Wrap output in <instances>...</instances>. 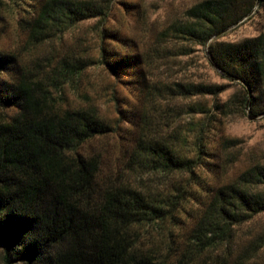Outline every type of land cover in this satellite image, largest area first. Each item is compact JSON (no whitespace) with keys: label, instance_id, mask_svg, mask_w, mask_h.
Instances as JSON below:
<instances>
[{"label":"trees","instance_id":"1","mask_svg":"<svg viewBox=\"0 0 264 264\" xmlns=\"http://www.w3.org/2000/svg\"><path fill=\"white\" fill-rule=\"evenodd\" d=\"M6 1L14 9L21 5L24 14L17 25L32 45L61 38L82 21L104 23L113 7L111 0ZM23 4L28 8L23 9ZM256 6L264 8V0H204L189 10L185 24L175 26L183 39L208 44V59L225 78L242 82L240 108L252 117L264 115L257 100L258 93H264V34L238 43H220L218 38ZM110 35L101 28L102 40ZM180 54L186 53H176ZM84 59L63 58L52 66L49 73L55 74L56 83L48 89L43 78L23 69L18 53L0 49V246L4 264H171L163 254L146 247L141 234L153 223L179 226L191 220L185 200L196 202L202 193L209 195L193 226V242L206 249L215 244L209 241L223 242L234 226L264 212V192L257 191V185H264L262 164L251 166L212 194L203 187L197 169L206 168L204 161L210 157L207 119L198 122L189 146L186 135L179 138L176 133L172 141L143 132L133 148L123 150L114 172L105 171L103 155L88 146L112 133L113 126L95 107L67 108L51 94L52 88L59 89L58 82L82 74L96 61L85 63ZM97 61L112 73L137 69V79L150 90L152 99L160 91L148 78L141 54L122 56L102 44ZM167 89L171 97L186 100L220 91L217 85L179 82L167 84ZM234 104L221 108L239 107ZM187 106L191 114L210 112L197 102ZM144 175L168 178V184L163 181L154 190L141 186L135 180ZM179 176L181 180L175 183ZM190 184L196 188L190 189Z\"/></svg>","mask_w":264,"mask_h":264},{"label":"rangeland","instance_id":"2","mask_svg":"<svg viewBox=\"0 0 264 264\" xmlns=\"http://www.w3.org/2000/svg\"><path fill=\"white\" fill-rule=\"evenodd\" d=\"M111 1L112 11L104 23L98 19L82 21L61 38L32 45L17 25L24 14L21 5L14 9L12 3L1 0L0 49L18 53L23 69L43 78L46 88L56 83L53 82L55 74L49 72L63 58L72 61L81 57L85 58V63L96 60L82 74L58 82L59 89L52 88L51 94L67 108L95 107L100 117L113 126L112 133L88 146L92 152L103 155L105 171L114 172L123 150L133 148L135 139L143 132L172 141L176 133L179 138L186 135L189 146L198 122L205 119L208 120L205 134L210 157L204 161L206 168H198L197 172L210 194L251 166L264 165V115L252 117L248 110L242 111V82L225 78L209 61L208 44L185 40L175 32V26L187 21L189 10L204 0ZM22 6L28 8L25 4ZM101 28L110 31L112 36L102 40ZM261 34H264V8L256 6L247 18L221 33L218 42L238 43ZM102 44L122 56L141 54L148 78L160 88L157 95L150 98V90L142 87L137 79V69L112 73L99 64ZM182 51L186 54L176 55ZM176 82L217 85L220 91L217 95L195 96L191 100L173 98L167 84ZM257 100H260L259 108L264 109V93H258ZM193 102L210 109L208 115L201 111L189 113L187 105ZM229 103H239V107L230 109L225 105L221 108ZM174 145L179 147L180 143ZM159 177L144 175L135 181L154 190L168 180ZM178 178L175 183L182 177ZM187 186L196 188L193 184ZM257 191L264 192V185H257ZM208 198L207 193H202L196 202L185 200L183 204L192 215L191 220L181 221L179 226L153 223L142 231L141 242L163 254L171 264H264V212L234 226L223 242L220 239L209 241V245L215 244L208 249L193 242L196 241L193 227L196 215L204 210ZM0 264H4L1 246Z\"/></svg>","mask_w":264,"mask_h":264},{"label":"water","instance_id":"3","mask_svg":"<svg viewBox=\"0 0 264 264\" xmlns=\"http://www.w3.org/2000/svg\"><path fill=\"white\" fill-rule=\"evenodd\" d=\"M243 21V20H242Z\"/></svg>","mask_w":264,"mask_h":264}]
</instances>
